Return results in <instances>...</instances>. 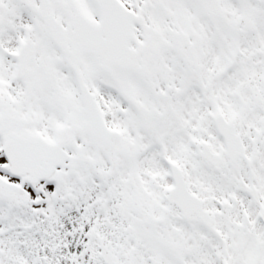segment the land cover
I'll return each mask as SVG.
<instances>
[{
  "label": "snow or ice",
  "instance_id": "6c2138e0",
  "mask_svg": "<svg viewBox=\"0 0 264 264\" xmlns=\"http://www.w3.org/2000/svg\"><path fill=\"white\" fill-rule=\"evenodd\" d=\"M0 264H264V0H0Z\"/></svg>",
  "mask_w": 264,
  "mask_h": 264
}]
</instances>
